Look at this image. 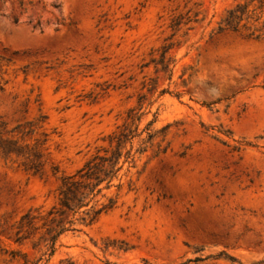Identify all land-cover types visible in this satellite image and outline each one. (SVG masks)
<instances>
[{"label":"rangeland","instance_id":"obj_1","mask_svg":"<svg viewBox=\"0 0 264 264\" xmlns=\"http://www.w3.org/2000/svg\"><path fill=\"white\" fill-rule=\"evenodd\" d=\"M235 1L0 0V264H264V37L218 30ZM124 123L116 207L47 261L17 221Z\"/></svg>","mask_w":264,"mask_h":264},{"label":"trees","instance_id":"obj_2","mask_svg":"<svg viewBox=\"0 0 264 264\" xmlns=\"http://www.w3.org/2000/svg\"><path fill=\"white\" fill-rule=\"evenodd\" d=\"M264 0H236L226 9L224 17L218 23V30L237 31L241 25L247 36L253 39L264 37ZM190 9L187 10V13ZM196 20L186 15L184 24ZM181 21L173 17L170 27L177 28ZM165 50L163 51V54ZM139 121V117H130ZM126 123L118 126L107 136V145L99 146L91 153L73 174H61L56 189L55 202L46 210L29 209L17 221V233L22 230L43 231L44 241L49 250L48 259L55 251V243L66 232L78 231L80 226H89L100 215L113 210L119 199L121 188L119 174L125 164H133L131 140L137 130L127 129ZM126 144L129 147L126 148ZM18 155L19 151H8ZM114 180L118 182L114 184ZM115 186L117 192L107 195L103 191ZM17 241V239H16ZM56 264H77L69 257L59 259ZM184 264V263H180Z\"/></svg>","mask_w":264,"mask_h":264}]
</instances>
